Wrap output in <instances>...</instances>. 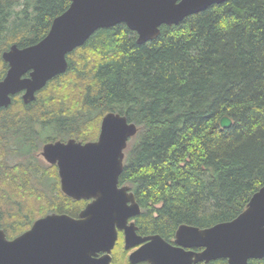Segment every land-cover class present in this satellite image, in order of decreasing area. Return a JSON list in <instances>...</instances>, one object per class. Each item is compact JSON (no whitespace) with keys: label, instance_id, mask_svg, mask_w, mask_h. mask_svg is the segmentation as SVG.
Segmentation results:
<instances>
[{"label":"trees","instance_id":"trees-1","mask_svg":"<svg viewBox=\"0 0 264 264\" xmlns=\"http://www.w3.org/2000/svg\"><path fill=\"white\" fill-rule=\"evenodd\" d=\"M69 5L0 0V80L2 53L38 43ZM66 59L34 102L16 95L0 108V230L9 240L47 214L76 218L86 206L61 192L56 166L44 171L32 155L38 141H94L110 112L138 128L119 186L142 209L140 234L168 240L180 225L231 221L264 187V0L212 5L143 44L124 24L99 29ZM10 150L25 161L10 164ZM117 251L112 262L126 264Z\"/></svg>","mask_w":264,"mask_h":264},{"label":"water","instance_id":"water-1","mask_svg":"<svg viewBox=\"0 0 264 264\" xmlns=\"http://www.w3.org/2000/svg\"><path fill=\"white\" fill-rule=\"evenodd\" d=\"M19 1V0H14ZM229 0H70L56 16L46 36L38 43L2 53L8 69L0 80V108L23 93L24 105L34 102L54 77L67 70V55L81 47L99 29L124 24L143 44L156 39L160 27L178 25L183 19L212 5ZM221 128L232 124L228 117ZM138 131L125 116L106 114L97 141L82 144L74 139L43 146L41 156L56 165L61 192L74 201H88L74 218L48 214L14 239L0 230V264H111V251L118 231L124 232L125 248L140 245L130 255L131 263L248 264L264 258V187L255 192L245 210L228 222L212 227L181 225L175 234L176 247L158 235L141 238L128 221L141 213L128 186H119L124 151ZM201 249L198 253L184 248Z\"/></svg>","mask_w":264,"mask_h":264},{"label":"flooded vegetation","instance_id":"flooded-vegetation-1","mask_svg":"<svg viewBox=\"0 0 264 264\" xmlns=\"http://www.w3.org/2000/svg\"><path fill=\"white\" fill-rule=\"evenodd\" d=\"M164 26V25H163ZM162 27V26H161ZM9 49V48H8ZM7 49V50H8ZM6 50V51H7ZM5 52V51H4ZM7 69H8V66H7ZM7 71V70H6ZM6 74V73H5ZM22 94L23 93H20V94H18V96H19V98L21 99V96H22ZM47 144V143H46ZM45 145V144H44ZM43 145V146H44ZM43 148V147H42ZM50 165V164H49ZM50 166H56V165H50ZM56 169H57V167H56ZM57 175H58V170H57ZM58 179H59V176H58ZM59 184H60V180H59ZM61 190V189H60ZM131 192V191H130ZM135 201H136V198H135ZM87 203H88V201H86ZM137 202V201H136ZM87 205V204H86ZM85 208V207H84ZM83 208V209H84ZM82 209V210H83ZM81 210V211H82ZM140 210H142L141 209V207H140ZM80 211V212H81ZM79 212V213H80ZM54 214V213H53ZM79 215V214H78ZM137 217V216H136ZM136 217H134V218H132V219H130L129 221H128V224H130V223H132V224H134V226L136 227V234L139 236V237H141V238H146V237H150V236H155V235H158V234H147V235H143V234H140L139 233V229H138V227H137V225H136V222H135V218ZM181 226V225H180ZM179 227V226H178ZM178 229V228H177ZM177 229L175 230V232H174V234H173V237L171 238V239H168V240H166V239H164V238H162L160 235H158V236H160L161 238H162V240L163 241H165L167 244H169L171 247H176V244H175V234H176V231H177ZM125 237H124V232L123 231H121V230H119L118 231V234H117V240H116V243H115V245H114V248L112 249V251H111V264H114L113 262H112V258H113V253L115 252V250L116 249H118L119 247H120V251L121 252H123V256H122V258H125L126 257V264H148L147 262H136V263H131L130 261H129V258H130V255L131 254H133L134 252H136L140 247H142L143 245H145L146 243H148V241H146V242H144V243H141L140 245H134V246H131V247H129V248H125ZM122 247V248H121ZM184 251H186V252H192V253H198V252H200L201 251V249H198V248H196V247H194V248H191V249H188V248H184ZM209 264V263H208Z\"/></svg>","mask_w":264,"mask_h":264},{"label":"rangeland","instance_id":"rangeland-1","mask_svg":"<svg viewBox=\"0 0 264 264\" xmlns=\"http://www.w3.org/2000/svg\"><path fill=\"white\" fill-rule=\"evenodd\" d=\"M21 4H22V1H21ZM19 8H22V5H19L17 8H16V10H18ZM50 132H51V130H50ZM44 136H47V134L45 133V134H43ZM98 135H99V133H98ZM42 138H44V139H47L46 137H42ZM97 139H98V136H97V138L94 140V141H97ZM58 141H61V140H58ZM67 141V140H66ZM66 141H61V142H66ZM94 141H91V142H94ZM52 142H55V141H50V142H39L38 141V144L36 145V147H37V151L32 155L33 157H32V160H34L35 162H38L39 163V165L43 168V170L44 171H49L50 170V165L49 164H47L45 161H44V159L42 158V156H41V152H42V147H43V145L44 144H46V143H52ZM7 161L10 163V164H15L17 161L18 162H20L22 159L21 158H19L18 156H16V154L14 153V152H12V150H10V151H7ZM23 161V160H22ZM25 161V160H24ZM23 161V162H24ZM43 177L45 176V178L47 177V175H46V173L44 172V175H42ZM48 215V214H47ZM46 216V215H45ZM36 221V220H35ZM34 221V222H35ZM26 232V231H25ZM24 233V232H23ZM21 235V234H20ZM19 236V235H18ZM7 238V237H6ZM8 239V238H7ZM122 248V247H121ZM118 251H117V253H116V255L119 257H121V256H123V252H121L120 251V247L117 249ZM119 259V258H118ZM121 259V258H120ZM126 261V257L125 258H122V262H125Z\"/></svg>","mask_w":264,"mask_h":264}]
</instances>
